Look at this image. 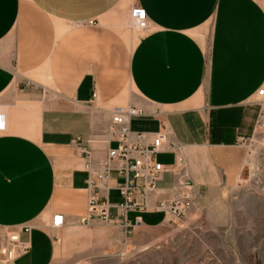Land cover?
<instances>
[{
  "label": "crops",
  "instance_id": "obj_1",
  "mask_svg": "<svg viewBox=\"0 0 264 264\" xmlns=\"http://www.w3.org/2000/svg\"><path fill=\"white\" fill-rule=\"evenodd\" d=\"M134 4L146 30L131 26ZM262 87L263 0H0V244L31 227L21 234L31 250L9 264H58L104 239L101 222L81 224L82 150L105 160L116 105L143 111L131 129L146 144L167 133L159 180L172 181L136 195L148 207L129 214L139 228L167 223L155 206L176 189L173 169L194 183L195 211L229 198L250 165ZM103 194L119 200L115 188Z\"/></svg>",
  "mask_w": 264,
  "mask_h": 264
},
{
  "label": "rangeland",
  "instance_id": "obj_2",
  "mask_svg": "<svg viewBox=\"0 0 264 264\" xmlns=\"http://www.w3.org/2000/svg\"><path fill=\"white\" fill-rule=\"evenodd\" d=\"M247 147L250 165L229 198L193 208L176 224L138 228L125 243L117 240L121 230L102 224L103 240L95 238L91 247L72 251L58 264H264V104ZM171 181L165 175L156 186Z\"/></svg>",
  "mask_w": 264,
  "mask_h": 264
},
{
  "label": "built area",
  "instance_id": "obj_3",
  "mask_svg": "<svg viewBox=\"0 0 264 264\" xmlns=\"http://www.w3.org/2000/svg\"><path fill=\"white\" fill-rule=\"evenodd\" d=\"M131 26L137 30H146L148 27L147 12L141 6L134 4L130 10ZM258 96L264 104V87L258 91ZM97 98L94 93L92 100ZM111 141L116 142L110 147L103 162H96L91 152L82 150L86 160L85 167L89 173L87 184L88 200L87 210L81 219V224L92 227L96 222L105 226L116 227L121 230L123 238L118 242L127 241L142 224V219L137 217L131 221L129 214L137 210H145L146 201L139 203L137 194L147 195L158 190L156 183L161 174L166 170L164 164L158 161V154L167 142V133L160 131L155 134L150 144H146L144 133H133L131 120L140 116L143 111L133 106H113L110 110ZM5 127L4 117L0 115V129ZM177 185L169 199L159 200L156 210H162L166 214L168 224H176L182 221L194 208L196 203L195 186L190 177L184 171H176ZM116 174L120 180L112 184ZM112 188L118 191V201H111L103 192ZM64 225V216L55 215L53 227ZM31 227L24 226L20 230H10L4 242L0 244V264H9L19 256L31 250L29 242L21 239L22 233H30Z\"/></svg>",
  "mask_w": 264,
  "mask_h": 264
}]
</instances>
